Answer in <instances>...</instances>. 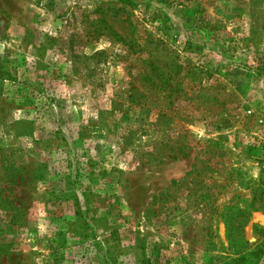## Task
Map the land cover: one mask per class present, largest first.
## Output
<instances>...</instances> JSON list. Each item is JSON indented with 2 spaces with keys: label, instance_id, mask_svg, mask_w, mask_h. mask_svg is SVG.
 <instances>
[{
  "label": "rangeland",
  "instance_id": "rangeland-1",
  "mask_svg": "<svg viewBox=\"0 0 264 264\" xmlns=\"http://www.w3.org/2000/svg\"><path fill=\"white\" fill-rule=\"evenodd\" d=\"M262 191L264 0H0V264H264Z\"/></svg>",
  "mask_w": 264,
  "mask_h": 264
},
{
  "label": "trees",
  "instance_id": "trees-1",
  "mask_svg": "<svg viewBox=\"0 0 264 264\" xmlns=\"http://www.w3.org/2000/svg\"><path fill=\"white\" fill-rule=\"evenodd\" d=\"M125 15V20L128 22V24H131V20H130V15L128 14V12H124ZM133 27L130 31V45H136V41L135 39L132 37V31H133ZM122 39V38H120ZM123 41V40H121ZM153 66V65H152ZM154 67V66H153ZM154 69L157 71V68H152L149 73H147V77H150L151 73H154ZM159 72V83L155 84L154 88L155 89H162L165 90L168 94H171L173 92H177L179 91V87L176 86V84L170 82L169 80V75L163 73L162 71H158ZM194 167L185 171L184 175L185 177H188L189 175H191L194 172ZM173 183H175V181H172ZM260 198H261V202L256 206H249V208L254 209V211H264V193L263 191L259 194ZM248 213L246 211L234 208V210H231L230 206L225 207V209H223L221 218H222V222L225 228V235H226V239L227 242L229 243V245L233 248V252L234 253H239L241 251H243L244 246H245V242L243 241V239L241 237H237L233 235V232L238 234L240 233L239 230H241L242 226L245 224L246 222V218H247Z\"/></svg>",
  "mask_w": 264,
  "mask_h": 264
}]
</instances>
